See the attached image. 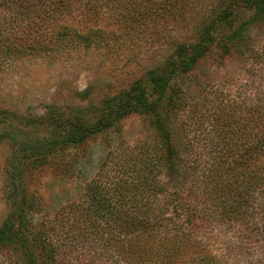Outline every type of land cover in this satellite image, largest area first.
I'll use <instances>...</instances> for the list:
<instances>
[{"label":"trees","instance_id":"1","mask_svg":"<svg viewBox=\"0 0 264 264\" xmlns=\"http://www.w3.org/2000/svg\"><path fill=\"white\" fill-rule=\"evenodd\" d=\"M263 37L264 0H0L9 69L129 44L142 56L141 40L158 49L113 93L71 87L41 113L0 99V141L16 144L3 176L0 264H264V92L202 112L204 137L182 122L200 60L264 64ZM132 113L147 134L130 143ZM96 140L108 147L79 193L31 185L34 173L52 171L49 183L73 176L78 151ZM215 228L222 249L208 237Z\"/></svg>","mask_w":264,"mask_h":264},{"label":"rangeland","instance_id":"2","mask_svg":"<svg viewBox=\"0 0 264 264\" xmlns=\"http://www.w3.org/2000/svg\"><path fill=\"white\" fill-rule=\"evenodd\" d=\"M138 44L142 56L140 54L136 56L134 53L137 49L129 44L130 49L127 48L128 46H123L119 53H110L111 51L103 49L93 50L86 55L61 56L59 60L50 64L42 62L38 68L36 64H26L23 65L24 70L21 67L18 70L6 68L5 64L0 62V99L11 101H6V104H11L13 101L19 102L24 113H41L42 101L49 102L53 95L68 92L71 87L83 88L93 82L98 95L102 92L100 91L102 87L104 91L113 93L119 87L127 85L134 76L140 75L143 72L142 68L149 66V61L158 54V49L146 51L144 40ZM256 61V58L254 63L250 57L237 55L226 57L221 63L213 58L200 60L190 72L191 77H187L191 97L182 122L190 123V129L187 132L189 136H195V139L198 135L204 137L197 127L201 122L199 115L202 112L212 115L214 110L228 101L231 103H238L244 99L251 101L258 92H264V64L256 63ZM107 86L109 88L105 90ZM209 118L203 119L204 124L209 121ZM123 130L124 136L128 139L127 142L131 143L147 134V121L143 115L132 113L124 118ZM44 132L42 130L39 133L42 135ZM107 147L103 141H92L78 151L80 162L77 163L73 176H68L70 172H65L63 176L49 183L48 181L54 175L52 171L41 176H34L36 171L34 170L31 176L34 184L31 185H39L43 189H47L48 185L54 190L64 185L63 190L67 188L70 193H79L83 181L96 171ZM14 148L16 144L6 145L0 141V221L5 213V201L2 194L3 176L6 165L9 163L8 156ZM77 172L79 176L75 177ZM67 196L65 191L59 193L55 196L56 201L53 205L56 206L60 201L66 200ZM210 227L208 226L209 229ZM229 234L231 235L230 232ZM221 236L222 232L217 228L208 233L209 239L218 249H222V243H224L221 239L219 240ZM245 261L246 258H242L239 263Z\"/></svg>","mask_w":264,"mask_h":264}]
</instances>
